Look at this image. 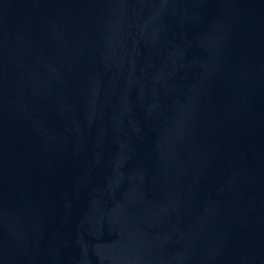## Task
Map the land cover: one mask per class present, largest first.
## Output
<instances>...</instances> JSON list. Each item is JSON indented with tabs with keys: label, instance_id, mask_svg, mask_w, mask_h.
Listing matches in <instances>:
<instances>
[{
	"label": "water",
	"instance_id": "95a60500",
	"mask_svg": "<svg viewBox=\"0 0 264 264\" xmlns=\"http://www.w3.org/2000/svg\"><path fill=\"white\" fill-rule=\"evenodd\" d=\"M0 264H264V0H0Z\"/></svg>",
	"mask_w": 264,
	"mask_h": 264
}]
</instances>
